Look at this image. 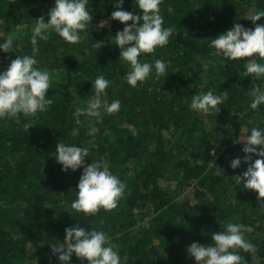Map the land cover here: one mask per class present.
Wrapping results in <instances>:
<instances>
[{
    "label": "trees",
    "instance_id": "16d2710c",
    "mask_svg": "<svg viewBox=\"0 0 264 264\" xmlns=\"http://www.w3.org/2000/svg\"><path fill=\"white\" fill-rule=\"evenodd\" d=\"M53 6L54 0H0V43L8 33L17 37L14 53L0 52V70L32 53L35 19L43 15L47 22ZM88 7L93 19L80 43L55 33L38 43L36 58L51 73L54 103L35 117L0 119V264H59L50 246L63 243L65 228L78 223L106 232L127 264H195L186 251L191 243L211 244L223 225L240 223L254 245V251L239 250L243 264H264V204L243 179L260 157L251 154L245 163L239 141L251 128H264V104L252 110L249 94L264 90V76L245 74V63L256 56L231 60L209 47L234 23L254 29L246 17L264 11V0H162L164 27L173 35L139 59L166 61L168 76L152 74L136 87L127 84L130 67L115 46L124 27L110 18L115 0H89ZM123 9L142 15L134 0H124ZM101 74L112 81L103 99L119 100L120 110L99 122L84 115L77 124L76 108L94 98L92 85ZM209 90L228 91L219 113L192 111L191 97ZM30 120L36 125L27 130ZM93 126L94 141L87 134ZM58 142L88 147L86 164L100 161L125 183L116 208L84 214L71 207L83 170H61ZM237 157L241 165L232 169ZM71 264L81 261L73 255Z\"/></svg>",
    "mask_w": 264,
    "mask_h": 264
},
{
    "label": "clouds",
    "instance_id": "9594fccd",
    "mask_svg": "<svg viewBox=\"0 0 264 264\" xmlns=\"http://www.w3.org/2000/svg\"><path fill=\"white\" fill-rule=\"evenodd\" d=\"M142 15L134 14L123 9L124 0H115L116 10L111 13V19L124 25L115 34V46L120 49L119 59L125 61L130 70L125 74V80L131 87L145 82L152 74L156 78L168 76V63L162 59L142 61V54L154 53L157 47H164L173 35L171 27H164V20L160 14L162 0H134ZM89 0H54V6L48 11L47 22L42 15L36 20L32 29L30 55L17 56L11 61L6 70H0V119L13 118L20 114L25 117H35L38 113L46 112L54 101L49 97L48 90L52 87L51 73L41 69L38 65L37 54L39 41H47L52 33L57 34L69 44H78L82 40L81 33L90 28L93 19ZM264 17V11L251 12L246 18L255 25L254 29L245 28L234 23L230 30L210 39V48L217 57L231 60L256 56L264 59V23L256 22ZM131 22L130 24L128 22ZM4 21L0 20V24ZM16 34L8 33L6 39L0 43V52L14 53ZM102 46L97 42L96 47ZM257 59L245 63L246 76L259 78L264 76V64ZM112 81L104 75L95 78V96L83 107H77L74 113L76 123H81L80 117L86 115L99 122L103 114H114L120 110L121 102L114 100L107 103L103 97ZM253 99L250 103L252 110H258L264 104V90L252 89L249 93ZM228 99V91L222 96L214 94L213 90L201 92L191 97L190 109L196 113H219L221 105ZM36 125L33 121L25 124L28 130ZM97 129L93 126L88 130V136L94 141ZM90 141V143L92 142ZM239 141H243L242 151L246 154L244 162L248 163L254 154L256 159L243 174L244 187L257 194V201L264 204V128L253 127ZM259 147V150H258ZM214 154V151H213ZM56 161L64 172L82 169L76 198L71 207L76 212L95 214L99 209L112 210L117 207L124 197L126 185L118 176L100 161L86 164L90 156L88 147H81L73 143L58 142L56 145ZM212 166L213 163H211ZM241 165L239 157L230 163L232 169ZM215 167V166H214ZM218 168V167H216ZM220 169V168H218ZM241 177H237V184ZM244 226L240 223H227L223 230L214 232L211 244L193 242L186 249L194 259L195 264H243V257L239 250L254 251V245L244 238ZM52 253L59 264H71L75 255L81 264H127V257L121 258L109 235L96 229L80 226L65 228L63 243L54 244Z\"/></svg>",
    "mask_w": 264,
    "mask_h": 264
},
{
    "label": "rangeland",
    "instance_id": "374dc122",
    "mask_svg": "<svg viewBox=\"0 0 264 264\" xmlns=\"http://www.w3.org/2000/svg\"><path fill=\"white\" fill-rule=\"evenodd\" d=\"M60 74H62V73H60Z\"/></svg>",
    "mask_w": 264,
    "mask_h": 264
}]
</instances>
